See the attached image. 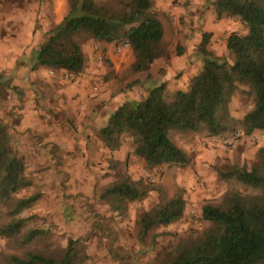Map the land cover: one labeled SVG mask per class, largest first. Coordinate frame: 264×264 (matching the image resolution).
Masks as SVG:
<instances>
[{"label":"rangeland","instance_id":"obj_1","mask_svg":"<svg viewBox=\"0 0 264 264\" xmlns=\"http://www.w3.org/2000/svg\"><path fill=\"white\" fill-rule=\"evenodd\" d=\"M211 1L154 0L153 10L164 26L163 48L168 57L158 59L149 72L132 70V51L119 50L126 41L114 42L117 56L112 59L107 48L87 40L83 47L93 42V56L80 74L50 69L36 81L23 80L16 74L18 64L10 71L14 57L7 58V54L20 50L0 43V124L6 126L11 146L24 159L33 183L16 197L39 195L37 201L16 216L25 220L24 233L34 230L37 235L29 245H24L21 239L9 240L0 235V255L4 259L12 254L23 255L27 250L59 256L69 239H76L87 256L85 264H167L208 229L209 223L202 216L204 205L221 204L229 192L259 193L222 173L234 167L255 166L259 150L264 147V131L245 135L238 126L217 137H209L204 131L173 132L171 139L188 154L190 164L153 169L146 168L135 155L129 135L122 136V144L116 151H110L99 138V131L108 122L101 121L124 102L140 101L150 88L163 83L169 99L176 93L173 89L177 85L189 87L192 77L199 73L201 58L196 51L202 40L203 20L207 11L214 10ZM28 7L38 11L35 25L33 18L24 16ZM57 9L60 17H64L70 10L69 0L64 4L56 0H0V26L10 28L15 16L22 14L24 17L19 19L24 27L34 25L38 29L44 22L41 15L49 11L53 21ZM215 20L221 26L212 28L208 49L215 57L232 62L226 39L231 33L245 35L248 30L236 18L215 17ZM2 34L0 29V39ZM166 77L169 80L163 82ZM65 85L73 89L72 104L65 107L68 102L64 100V108L59 111L50 104L56 105L59 101L56 93ZM81 86L85 90L78 89ZM93 86L97 87L95 91L91 89ZM86 92L88 96L82 97ZM101 94H106L108 100L93 104L91 101ZM253 101L250 89L242 86L229 101L230 115L240 122ZM100 111L99 122L90 126L88 119ZM52 120L60 123L56 126L51 124ZM124 180L147 193L136 200L103 196L108 188ZM175 195L186 201L183 217L143 234L140 216L156 207L161 198ZM12 209V204L2 206L0 225L13 218Z\"/></svg>","mask_w":264,"mask_h":264},{"label":"trees","instance_id":"obj_2","mask_svg":"<svg viewBox=\"0 0 264 264\" xmlns=\"http://www.w3.org/2000/svg\"><path fill=\"white\" fill-rule=\"evenodd\" d=\"M217 18H236L247 28L245 35L231 33L226 48L233 61L215 57L208 49L210 33L202 35L197 49L202 69L186 89L172 99L163 83L148 90L140 101L121 104L99 131V138L116 151L121 138L129 135L135 155L146 168L190 164L188 154L171 139L173 132L204 131L209 137L224 135L241 127L245 135L264 131V0H212ZM70 10L62 22L33 49L31 70L45 67L78 75L85 67L83 45L87 40L114 43L126 41L134 55L132 70L149 72L158 59L167 58L163 48L164 26L154 12V0H69ZM242 86L254 97L252 108L239 122L229 113V101ZM225 177H235L259 193L229 192L221 204H206L203 219L209 223L200 239L184 247L167 264H260L264 262V147L251 169L234 167ZM33 185L24 159L11 146L10 135L0 124V211L12 204L13 218L0 225V235L21 239L29 245L36 231L24 233L25 220L16 218L39 198L38 194L17 198ZM147 192L128 180L108 188L104 197L136 200ZM186 201L181 195L163 197L153 209L139 218L143 234L153 227L168 226L184 215ZM76 239H69L59 256L35 250L12 254L0 264H85L87 256Z\"/></svg>","mask_w":264,"mask_h":264},{"label":"crops","instance_id":"obj_3","mask_svg":"<svg viewBox=\"0 0 264 264\" xmlns=\"http://www.w3.org/2000/svg\"><path fill=\"white\" fill-rule=\"evenodd\" d=\"M56 2L64 4L65 0H56ZM59 8H60V6H59ZM56 11H58V13L54 14L53 21L51 20V18L49 16V11L47 13L42 14L41 18L43 17L44 22L41 23V27H39L38 29H35V27H34L35 22L39 17L38 11H36L35 9L30 10L29 7L25 9L24 16L33 18L32 22H34V25L24 27L23 21L21 22L20 21L21 19H19L20 17L23 18L24 16H22V14H19V16H15L13 25L10 28H8V27L3 28V26H0V29L3 32V34H2L3 37L0 39V43L3 45V47H4L3 42H5L6 44H9V48L20 50L19 52L16 51V53H14L13 55L7 54L8 55L7 58L14 57L13 62L10 63V65H11L10 71H13L15 69V67H17L16 65L18 64V69H16V74H18L20 77H22L23 80L28 79L31 81H36L37 77L47 75V73H49V71H50V69H47L45 67H40L36 70H31L29 65H28V60L31 57L32 50L39 48L40 45L45 41L47 33L49 31H51L52 29H54L58 24H60L62 22V20L64 19V17L67 15L66 14V15H64V17L61 18L59 10L57 9ZM215 17H217L215 10L207 11V15L205 16L203 23H202L203 34L208 33V32L211 33V30L213 27L221 26V24L215 20ZM14 23H16V24H14ZM4 32H5V34H4ZM92 43L93 42L89 41L83 47L84 55H85V67H86V62H88V60L91 59V57L93 56ZM97 44L102 49L107 48L108 54L112 59L116 58L117 55L114 54V52L116 51L114 49V43H106V42H100L99 41L96 43V45ZM196 54L198 55L197 51H196ZM7 63H9V62L7 61ZM19 63H20V66H19ZM202 65H203V63L200 61L199 66H197L200 68H197V72H199V70L202 68ZM166 67H167L168 71L173 74V72L170 69L171 65H169L167 63ZM152 73L156 74V70L153 69ZM167 80H169V79L166 77L162 81L165 82ZM171 84H172V82H169V84H168L169 88H170ZM69 88L70 87H67L65 85L58 90V92L56 93V96L58 97L59 101L56 103V105L52 104V103L50 104L53 106V108L61 111L60 107L64 108V105H63L64 100L68 102V105H66L65 107H68L69 105L72 104L70 94H71V90H73V89H71V88L69 89ZM75 89H77V88L74 86V90ZM78 89L85 90L83 88V86L78 87ZM180 89H185V88L177 85L176 88L173 89V91H177ZM81 96L82 97L85 96V98H86L88 96L87 92H86V95L82 94ZM106 97H107L106 94H101V97L95 98L91 102L93 104H98V103H101V101H107L108 99H106ZM113 112H114V110L112 111V113ZM100 113H101V111L98 112L97 115L95 113L93 117L88 119L87 122L90 126L95 125L96 122H99L98 116H100ZM95 116L97 118H95ZM109 117L110 116L107 115L105 117L104 122L101 121V123H106L109 120ZM58 123H60V122L53 121V120L51 121V124H56V126L58 125Z\"/></svg>","mask_w":264,"mask_h":264},{"label":"built area","instance_id":"obj_4","mask_svg":"<svg viewBox=\"0 0 264 264\" xmlns=\"http://www.w3.org/2000/svg\"><path fill=\"white\" fill-rule=\"evenodd\" d=\"M123 49H130V45H129L128 42H124V44L119 47V50L122 51ZM51 73H53V71H51ZM77 81L80 82L81 81V77L79 79H77ZM91 89H92V91H95L97 89V87L93 86Z\"/></svg>","mask_w":264,"mask_h":264}]
</instances>
